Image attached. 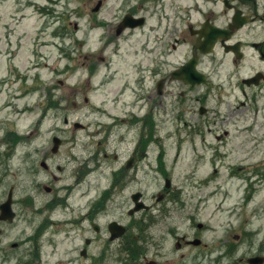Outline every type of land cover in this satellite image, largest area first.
Returning a JSON list of instances; mask_svg holds the SVG:
<instances>
[{"label": "rangeland", "instance_id": "1", "mask_svg": "<svg viewBox=\"0 0 264 264\" xmlns=\"http://www.w3.org/2000/svg\"><path fill=\"white\" fill-rule=\"evenodd\" d=\"M93 6L90 0H0V77L6 75L5 51L9 48L17 50L14 62L20 67L34 60L43 69H35L42 77L27 86L47 87L52 110L46 115L45 128H51L53 135L63 139L70 155L91 163L83 183L81 205L96 202L109 189L110 171L116 166L112 153H118L119 161L125 160L135 143L143 139L149 145L150 160L141 164L131 191L116 196L117 206L111 208L105 220L128 222L130 193L141 191L146 204L152 206L168 179L179 189L173 194V207L178 206L181 212L176 218L179 236L193 239L198 231L196 225L203 224L207 231L201 237L208 243V256L201 249L176 251L175 239L171 237L164 243L160 239L164 250L157 256L155 247L162 232L156 227L149 238L152 249L133 264H148L150 260L157 264H247L251 257L264 256V85L248 88L241 83L256 72H264L260 55L249 48L242 63L233 64L232 57L226 55L216 65L208 60L200 69L212 72L211 90H189L188 96L181 92L180 84L170 81L160 97L156 90L159 68L151 62L149 50L133 40L111 42L104 51L105 46L100 43L104 32L98 28ZM103 16L108 17L105 12ZM101 21L108 23L106 19ZM258 39L264 40L263 27L254 39L247 41ZM117 45L121 48L118 53ZM32 49L36 58L31 56ZM188 51L187 47L182 50L180 62ZM173 69L166 68L167 72ZM2 94L0 105L4 103ZM33 99L39 101V93ZM206 101L208 119L206 114H200ZM25 103L20 102L19 111ZM20 114L8 117L7 112H0V122L19 125ZM37 118L23 119L19 125L22 132L32 128ZM79 124L84 128L77 127ZM2 126L0 138L4 134ZM181 138L185 142L177 146L176 140ZM44 140H50L47 131ZM161 150L164 154L159 157ZM18 180L21 189L28 188L32 181L14 170L0 179V190L17 188ZM40 181L38 203L44 205L49 199L45 187L51 182L47 175ZM74 203L77 204L76 199ZM111 205L108 199L106 206ZM154 210L157 215L158 205ZM20 214L4 239V246L13 242L20 246L11 251L13 262L8 264H38L39 260L31 258L34 227L30 212ZM51 217L55 222L69 218L67 210L57 211L54 217L51 211L41 212V220ZM140 217L141 214L136 219ZM54 229L59 231L56 226ZM48 231L49 234L53 229ZM137 234L138 230H134L133 235ZM70 239L59 231L53 241L55 254L45 260L46 264L66 262L73 255L77 260L74 264H88L72 253L79 240ZM106 246L115 248L116 244L94 245L92 253ZM113 257L116 264H121L116 251Z\"/></svg>", "mask_w": 264, "mask_h": 264}, {"label": "flooded vegetation", "instance_id": "2", "mask_svg": "<svg viewBox=\"0 0 264 264\" xmlns=\"http://www.w3.org/2000/svg\"><path fill=\"white\" fill-rule=\"evenodd\" d=\"M94 4L95 16L98 19L111 20L112 25L108 28L109 31L105 36L110 41L130 40L137 31V29H129L132 26H129L125 31L123 29V32L118 34L123 25H127L125 21L143 20V23L149 26V34H145V38L147 40L148 37H151L150 39L156 46L149 55L157 58L161 67H172L177 58V52L186 45L190 48L191 53L190 59L186 61L196 58L198 65L204 62L208 63V60L218 61L215 56L217 51L238 48L243 54L245 49L249 48L248 45L246 47V44H250L251 48L256 49L260 57L264 59V40L258 39L252 43H248L246 40L254 39L260 29L264 28V0H94ZM104 12L108 17L103 16ZM101 25L103 24L101 23ZM212 31L219 33V36L215 40L216 45L213 52L208 54V39L212 40V34H214L211 33ZM116 51L120 50L116 49ZM17 55V51L14 49L9 48L5 51V57L10 63L15 60ZM31 56L36 58L35 49L32 50ZM231 56L236 58L234 54ZM242 56L245 58L244 54ZM33 61L28 60L22 67L16 65V74L9 73L7 70L8 75L0 77V94H4V103L2 102L0 105V112H7L8 117L16 112H21L18 119L20 116L23 118L39 114V120L32 125V128L24 132L17 124L12 125L9 121L0 122V125L3 124L1 129L4 131L0 138V179L7 178L14 170L20 176L32 179L28 188L21 189L22 183L18 180L15 182L17 188L11 186L7 191L0 190V263L6 264L7 260L13 258L8 248L4 247V239L9 236L22 211L30 212V224L34 227V234L30 240L32 245L30 251L31 258L35 260L42 258L48 248L53 249V241L59 231L66 233L67 238H71L73 241L86 237L84 240L86 247L75 244L72 252L78 253L81 260H90L89 264H116V259L113 257L114 251L119 253L125 263L130 256L134 239L133 231L138 226L141 227L142 238L158 227L162 232L163 243L168 237H171L176 240L175 248L178 251L186 248L191 249L192 242L187 241L185 237L183 243L180 242L179 230L176 225L180 209L178 206L173 207L175 200L173 194L179 189L173 186L171 181L170 187L165 184V187L159 192L162 203L158 205L156 216L153 213L155 210L151 212L150 208V210L147 209L140 213L139 224L138 221H133V194L131 192L130 205L127 210L128 222L120 219L105 220L109 216L111 208L117 206L115 204L116 196L131 191L133 180L138 177L141 170V164L148 163L150 160L149 145L144 144L143 139L135 143L134 149L130 150V154L125 160L119 161L118 153H112V162L116 163V166L110 171L108 194L86 207L80 206L83 212L86 210L81 215L75 213L80 208L74 203V200L81 194L80 191L85 189L83 183L87 178L86 171L91 167V163L85 162L75 155H70L69 151L65 149V142L54 150L52 129L45 128L46 115L52 110L47 87L44 86L40 89V100L37 103L33 99L36 89L26 86L28 82L37 80L35 73L37 66ZM234 61L238 62L236 59ZM39 74L41 75V73ZM206 99L208 100V97ZM201 100V98L198 99L199 102ZM21 101H26V103L24 109L19 111L18 107ZM201 109L202 107H200V114H206L208 119V107H205V114H202ZM206 125H208V120ZM46 131L50 135L48 141L44 140ZM184 142L182 138L178 139L176 145L181 146ZM123 145L126 146L124 143ZM157 147L162 148L163 146L157 144ZM163 154L164 151L161 150L159 157ZM156 173L159 174L158 166ZM43 175L50 178L51 185L45 187L49 199L44 205H41L38 203L41 200L38 191L42 186L40 180ZM57 188H60V191H56ZM108 199L112 204L109 207L106 206ZM8 203L11 206V211L7 215H3V210L7 208ZM59 210H67L68 216L71 212L75 213L74 217L58 222H55L52 217L41 220L42 211H51L54 217ZM156 218L158 219L157 225H155ZM111 222H118L125 227L124 236L116 239L121 230L118 228L113 230L110 226ZM54 226L58 227L59 231L55 230ZM49 228H52L53 231L48 234ZM202 233L203 229L198 231L195 234V238H197L195 240H199ZM157 242L155 252L157 256H160L164 250V244L161 246L160 238L157 239ZM100 243L116 244V247L106 246L104 249L92 253L93 246ZM150 245L149 243L145 245V250H148ZM17 246L13 244L12 248ZM199 246L208 256V243L205 245L201 243ZM160 247L162 251H160ZM74 263V260H70L66 264ZM38 264H42L41 261Z\"/></svg>", "mask_w": 264, "mask_h": 264}, {"label": "water", "instance_id": "3", "mask_svg": "<svg viewBox=\"0 0 264 264\" xmlns=\"http://www.w3.org/2000/svg\"><path fill=\"white\" fill-rule=\"evenodd\" d=\"M258 81V78L254 79L252 82H257ZM140 198V195H138V197H136V199ZM143 208V205L142 206H138L136 208V211H139L140 209ZM251 263L252 264H261V259L260 258H255L253 260H251Z\"/></svg>", "mask_w": 264, "mask_h": 264}]
</instances>
